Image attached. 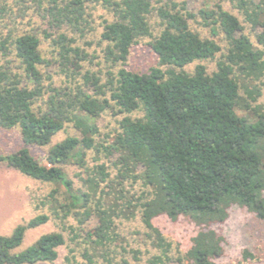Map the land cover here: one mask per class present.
Wrapping results in <instances>:
<instances>
[{"label": "trees", "instance_id": "obj_1", "mask_svg": "<svg viewBox=\"0 0 264 264\" xmlns=\"http://www.w3.org/2000/svg\"><path fill=\"white\" fill-rule=\"evenodd\" d=\"M226 1L242 19L220 0L195 10L188 0H0V128L22 141L0 163L55 185L45 211L0 234V264L53 262L62 246L65 264H213L224 238L211 226L233 207L264 221V0ZM96 9L108 17L93 38ZM144 39L156 64L132 70ZM106 113L116 125L102 137ZM67 127L76 134L51 143ZM32 146H48L45 163ZM159 215L198 226L184 252L154 226ZM134 219L144 258L119 234ZM48 221L56 229L21 248Z\"/></svg>", "mask_w": 264, "mask_h": 264}, {"label": "rangeland", "instance_id": "obj_2", "mask_svg": "<svg viewBox=\"0 0 264 264\" xmlns=\"http://www.w3.org/2000/svg\"><path fill=\"white\" fill-rule=\"evenodd\" d=\"M216 1L218 0H188V6L190 9L195 10L203 6H210ZM220 1L225 9L242 19L241 15L229 2L226 0ZM104 17H108L104 10H93V26H96V31L92 34L93 38L100 31V22ZM191 27L207 35V31L198 24L192 22ZM244 33L249 34V29L246 28ZM251 38L254 41L253 36ZM146 41L147 39H144L139 44L131 47L127 61L128 68L136 71H145L150 65L156 64L155 55L145 44ZM196 63L198 62L190 64L187 68L191 70ZM200 63L205 64L209 71L214 68L215 64L214 61H201ZM263 99L264 90L259 101L262 102ZM98 125L103 137L112 132L116 125L115 118L110 116V113L103 114L98 119ZM68 134H76V131L71 127H67L57 133L52 138L51 143L61 140ZM20 147H22V141L18 128L9 130L0 128L1 154L15 151ZM47 147L32 146L30 147V152L41 163H45L44 156ZM91 156L92 154H89V158ZM101 157V161H106L103 155ZM66 172L69 178L77 184V178L74 173L78 172V169L73 165H69L66 167ZM54 187L55 185L53 184L34 180L18 173V171L4 163H0V234H9L17 224L23 223L32 216L45 211L41 205V200ZM152 223L162 232V235L177 243L183 252L189 247L192 236L198 230V226L184 216L171 220L165 215H159L152 220ZM95 224V221L92 220L88 227H93ZM211 227L224 238L223 253L213 260V264H264V221L258 219L252 212L245 208L233 207L230 210L227 221L213 224ZM54 229H56L54 223L48 221L45 224L25 231L26 234L21 248L32 243L40 234ZM118 230L119 234L126 240L127 249L140 250V256L144 258L146 246L143 239L136 235L137 232H143V226L139 219L119 222ZM244 249L249 250L254 258L243 259L242 251ZM66 252V247L62 246L58 249V258L55 261L36 264H65L63 257ZM129 258H132L131 252L129 253Z\"/></svg>", "mask_w": 264, "mask_h": 264}]
</instances>
